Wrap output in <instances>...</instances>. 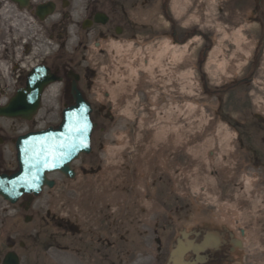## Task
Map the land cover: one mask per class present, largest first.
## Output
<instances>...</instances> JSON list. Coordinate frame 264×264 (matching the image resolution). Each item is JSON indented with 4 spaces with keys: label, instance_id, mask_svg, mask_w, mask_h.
Here are the masks:
<instances>
[{
    "label": "rangeland",
    "instance_id": "obj_1",
    "mask_svg": "<svg viewBox=\"0 0 264 264\" xmlns=\"http://www.w3.org/2000/svg\"><path fill=\"white\" fill-rule=\"evenodd\" d=\"M128 1V12L132 7L143 9L142 3L155 5L152 17L155 20V43L147 44L142 38L144 35H140L141 39L133 49L123 47L119 55L107 58L114 67L107 72V81L99 71L101 87L94 90L92 99L97 105L96 95H103L104 88L109 89L110 100L104 97L100 103L114 105L113 112L109 114L111 119L106 113L93 112L92 120L96 124L92 134L93 151L73 163L78 177L68 180L59 174L51 175L57 185L46 189L37 198L35 210L41 212L38 215L50 211L84 228L86 235L78 237L80 243L71 244L69 250L77 254L76 258L84 264H157V238L166 246L181 231L204 223L221 225L237 234L245 231V247L241 253L243 264H264V145L253 148L259 158L254 162L251 155L241 150L238 130L234 127L235 122L252 121L253 114L264 118V0H216L211 5L214 14L211 19L208 14L199 13L200 0H167L170 8L166 17H163L162 0ZM76 3L84 8L86 0ZM175 3L182 19H178L173 11ZM128 14L138 24L152 23L150 17L141 18V12L133 10ZM170 16L182 40L174 39L175 48L171 47L174 41L170 42L171 38L164 35L171 30ZM197 17L203 20H197ZM83 18L84 14L79 20H72L77 23ZM19 19L17 17L15 30L0 19V56L5 48L21 45L29 37L34 39L35 31H29ZM186 20L189 26L183 27ZM219 24L222 31L217 29ZM190 30L198 33L190 40L184 39L183 33ZM238 30H242L245 42L238 45L229 35V39L223 38L224 32ZM260 37L262 68L254 83L246 82L229 96L225 95L227 104L221 113L223 117H219V101L216 96L205 94V83L212 90L246 78ZM47 41L49 56L55 44L48 38ZM123 41L130 40L124 37ZM72 42L65 51L69 58L79 55L73 53L75 40ZM217 43H220L218 48ZM145 45H151V48L146 49ZM167 45L172 53H183L177 64L171 63L172 54L166 53ZM206 50L200 69L199 57ZM17 51V56H21L22 49L17 48ZM38 51L34 48L33 56ZM85 53L80 55L84 57ZM94 53L89 47L86 56L89 58ZM212 55H217L213 64ZM43 56L42 53L37 59ZM99 58L104 56L98 54L93 63L96 64ZM217 63L222 64L224 72L220 71ZM121 65L138 69L131 87L127 82L123 86L117 84L112 87L116 83L113 76L124 72ZM141 65L151 68V73L143 72ZM104 67L108 68V65ZM46 100L47 105L34 123L37 129L54 126L61 120L62 111L52 107L55 98L51 93L48 92ZM0 101H5V96H0ZM125 110L130 115H123ZM0 123L8 125L11 122L1 120ZM163 127L183 128L184 136L189 137L193 144L202 145L210 138L211 147L206 148L204 156L207 160L217 158L220 167H209L206 173L209 181L194 184L192 179L180 178L182 169L195 165V160L203 162L204 156L184 153L183 149H170L164 157L156 153L161 151L160 145L167 142V136H163L164 141L155 140L156 132ZM261 137L264 140V130ZM102 153L105 159L101 158ZM107 159L114 163H107ZM93 161L100 165L99 172H81L83 164ZM222 165L224 171L220 169ZM224 175L229 177L224 179ZM222 215L234 216V226L219 222ZM22 217L21 213L17 217L14 207L0 197V264L8 250V240L16 238L23 228H32L24 224ZM78 248L80 252L73 250ZM63 253L51 251L48 259L54 256L57 260ZM59 264H66L64 256Z\"/></svg>",
    "mask_w": 264,
    "mask_h": 264
},
{
    "label": "flooded vegetation",
    "instance_id": "obj_2",
    "mask_svg": "<svg viewBox=\"0 0 264 264\" xmlns=\"http://www.w3.org/2000/svg\"><path fill=\"white\" fill-rule=\"evenodd\" d=\"M78 0H0V16L13 13L19 17L29 31H35L34 39L24 40L21 45H13L12 48H5L0 56V96L8 98V102L19 92L34 94L38 96L40 113L47 105L46 97L48 92L55 98L52 107L63 110L74 103L72 87L76 82L77 89L83 94L92 106L93 112L106 113L107 118L114 110L112 103L97 105L92 99L94 90L101 87L99 70L93 67L95 57L99 54L108 58V54L101 47L102 44L111 41H120L128 37L131 41L141 39L142 36L148 44L155 43V20L153 12L155 5L146 6L142 3L143 9L138 7L130 8L136 13L141 12V18L152 20V23L135 22L129 16L127 10L128 0H86L84 7V18L77 23H73L71 11ZM44 17L45 19H41ZM155 18V17H154ZM137 23L138 25L134 24ZM171 30L169 37H179L178 30L174 27V19L171 18ZM74 28V31H72ZM76 28V29H75ZM72 35V38L70 37ZM164 35H167L165 33ZM184 39L191 37V32L183 33ZM47 38L50 43L55 44V49L48 56ZM75 38V39H74ZM183 39V40H184ZM75 40L73 53L79 54L72 57L65 55L66 49ZM95 45V53L86 56L91 45ZM5 47V46H4ZM17 48H21V56H17ZM34 48L39 51L33 56ZM86 52L82 57L81 52ZM43 53V58L37 59ZM258 54L249 64L248 82L254 83L255 78L261 69L259 67L261 57ZM91 60L90 63L87 61ZM49 69L50 73L57 78V82L44 88V81L39 79L33 90H29V76L35 69ZM6 72V74L4 73ZM114 81V80H113ZM117 86V82L112 87ZM100 91V90H99ZM230 94V92L225 95ZM107 100H110L111 93H103ZM219 95V94H217ZM225 95L218 96L222 99L221 113L226 106ZM229 96V95H228ZM252 121H238L234 127L238 130L240 148L253 157V161L259 160L256 150L253 148L264 145L261 132L264 130V121L252 116ZM7 121V120H6ZM8 125L0 123V173L10 174L16 170L17 161L15 154V141L20 134L31 132L36 129V118L32 121L8 120ZM35 127V128H33ZM54 127H57L54 126ZM23 129V130H21ZM257 142V144H256ZM100 165L93 163L83 164L80 168L85 174H95L99 172ZM37 198L25 196L13 206L16 216L21 213L24 224L32 228H23L17 233L16 238H10L7 243V253L17 255L20 264H54L58 263L62 256L75 257L77 254L70 253L71 244H79L78 237L86 235L82 226L76 222H71L68 218H60L46 211L43 215L35 210ZM29 222V223H28ZM210 231L205 227L195 229L190 233L184 242L188 248L183 256L182 264H243L241 258L242 249L240 239L232 232L222 227H210ZM101 240V239H100ZM78 241V242H76ZM75 242V243H74ZM173 240L160 243L155 251V261L157 264H167L171 255L169 248ZM49 250V251H48ZM62 251V256L57 260L49 257L51 251ZM80 252L81 249H73ZM5 254V255H6ZM4 255V257H5ZM78 259V258H77ZM55 260V261H53ZM67 260V259H66ZM80 262L82 260L78 259ZM2 264V263H1Z\"/></svg>",
    "mask_w": 264,
    "mask_h": 264
},
{
    "label": "water",
    "instance_id": "obj_3",
    "mask_svg": "<svg viewBox=\"0 0 264 264\" xmlns=\"http://www.w3.org/2000/svg\"><path fill=\"white\" fill-rule=\"evenodd\" d=\"M39 73L37 71L32 75L30 88H33L39 80L37 79L40 78ZM42 73L44 74L45 71ZM42 79H47V84L55 81L48 71L46 78L42 77ZM73 93L75 106L63 112V121L57 130L50 128L18 139L16 145L19 170L12 176H0V195L11 203H15L23 195H38L46 185L52 187L54 183L47 178L49 173L61 172L66 177L75 178L71 164L81 154L90 153L91 134L94 128L91 120L92 109L77 90L76 85L73 87ZM30 98L32 99L33 96ZM37 98L35 97V104H32L31 110H28V96L20 94L16 101L0 109V116L31 119L39 105ZM183 248L184 245L179 242L176 250ZM173 257L178 258V255L173 253ZM3 264H19V260L15 255H8Z\"/></svg>",
    "mask_w": 264,
    "mask_h": 264
},
{
    "label": "bare ground",
    "instance_id": "obj_4",
    "mask_svg": "<svg viewBox=\"0 0 264 264\" xmlns=\"http://www.w3.org/2000/svg\"><path fill=\"white\" fill-rule=\"evenodd\" d=\"M186 1H188V0H186ZM214 3H216V0H200L199 6H198L199 13H206V16L208 14L209 19H211V17L214 16V14L211 11V5H214ZM175 5H176V3L173 6V11L176 12L175 14H176V17L178 19H182V13H180V11L176 10ZM193 17L194 16H192V18ZM196 19L201 20V21L203 20V19H200V17H197ZM217 29L222 31V25L221 24L217 25ZM223 35H224L223 38H225V39H229V36H231L234 39L235 43H237L238 45L241 44L242 42L246 41L244 39L243 34H242V30H238L234 33H232L231 31L224 32ZM170 38H171L170 42L174 41V39H175V37H170ZM218 41L219 40H217V42ZM136 42L138 44L139 41L136 40ZM173 44L174 45H171V47L175 48V47H173V46H175V41L173 42ZM219 44L220 43H217V48L220 47ZM166 47H167L166 53L168 52V54H172L171 63L177 64L179 62L178 59L182 57L183 53H181V55H177L176 53H172L173 50L169 48V45H167ZM121 48H123V46ZM121 48L116 49L112 55H115V56L117 54L119 55L121 52ZM168 48H169V50H168ZM185 49H187V47ZM215 51L218 52L219 49H215ZM262 52H263V49L261 48L259 55H261ZM213 54H216V53L214 52ZM259 55H258V57H259ZM212 56H213V58L211 59V64L214 63L213 59L215 60L217 58V55H212ZM159 63L160 62H158L157 64H159ZM217 64H218L217 65L218 68H222L221 63H217ZM159 66H160V64H159ZM259 67L262 68L261 64L259 65ZM200 69H202V67ZM209 70H210V66H209ZM205 86H207V85H205ZM223 94H224L223 92H220L219 95H216V96H222ZM163 136H167V140H166L167 142L164 143V145H160V146H162V148L160 149L161 151L156 152L158 155L162 154L163 157L166 156L165 153H167L170 149H173V150L183 149L184 153H194V154H198V156H200V155L204 156V153L207 150L206 148L211 147L210 142H212V141H210V138H209V139L205 140V142L202 145L200 143H196V144L194 143L193 144V141L189 137L184 136V129L183 128H179V130L174 129V128H167V127L160 128V129H158V131L155 134V140L158 142L164 141L165 138H163ZM211 138H213V137H211ZM203 149H204V151H203ZM194 162H195V165L190 164V167H186L185 169H182V174L180 175V178L184 177L186 179H192V182L194 184H198L200 181H203V180L209 181V178H208V176H206V173H207L210 166H216L218 168L220 167V162H217V158H214V160L213 159L207 160L204 156L203 162L202 161L197 162V160H195ZM201 162H202V164H201ZM222 168H223V165L221 166L220 169L222 171H224ZM228 177L229 176L224 175L222 178L226 179ZM210 182H212V181H210ZM233 217L234 216L222 215L220 218H218L219 219L218 221L219 222H228L231 226H234ZM141 257H144V254H142ZM66 259H67L66 264H84L83 262H80L75 257H66Z\"/></svg>",
    "mask_w": 264,
    "mask_h": 264
},
{
    "label": "clouds",
    "instance_id": "obj_5",
    "mask_svg": "<svg viewBox=\"0 0 264 264\" xmlns=\"http://www.w3.org/2000/svg\"><path fill=\"white\" fill-rule=\"evenodd\" d=\"M84 14V8L80 7L78 3L74 4L73 10L71 11V16L73 20H79L81 16ZM194 18V17H193ZM0 19H3L6 21L14 30L16 29V20L17 16L13 13H8L3 16H0ZM183 27H188L189 26V21H185L182 24ZM167 42V41H165ZM142 43V41H141ZM137 42L136 41H111L109 40L108 42L104 43L101 45V47L105 50V52L108 54V57H111L112 54L115 52L116 49L121 48L122 46L127 48V49H133L136 46ZM93 50L95 51V45H91ZM146 49H150L151 45H145ZM107 64L108 68H105L104 65ZM94 67H98V70L101 71L103 75V80L107 81L109 79L107 72L109 70L113 69V65L110 63V61L107 58H99L97 63L93 65ZM121 68L124 69V72H122L119 76H113V80L117 82L118 86H123L125 82H127L128 86L131 87V84L134 82L136 74L138 69H133L131 68L130 65H121ZM141 70L146 73H151V68H144L141 65ZM115 71H120L119 69H115ZM221 72H224V69H220ZM130 72V74H128ZM227 74V73H225ZM103 81H101L102 83ZM215 83H218V80H214ZM108 88H104L103 91H108ZM96 99L98 102H103L104 101V96L101 94L96 95ZM123 115H130L126 110L123 111ZM101 158L105 159V154H101ZM107 163L111 164L114 163L112 159H107Z\"/></svg>",
    "mask_w": 264,
    "mask_h": 264
}]
</instances>
